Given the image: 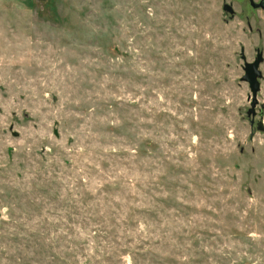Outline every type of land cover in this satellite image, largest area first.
I'll return each instance as SVG.
<instances>
[{
	"label": "rangeland",
	"instance_id": "obj_1",
	"mask_svg": "<svg viewBox=\"0 0 264 264\" xmlns=\"http://www.w3.org/2000/svg\"><path fill=\"white\" fill-rule=\"evenodd\" d=\"M253 1L0 0V264H264Z\"/></svg>",
	"mask_w": 264,
	"mask_h": 264
},
{
	"label": "water",
	"instance_id": "obj_2",
	"mask_svg": "<svg viewBox=\"0 0 264 264\" xmlns=\"http://www.w3.org/2000/svg\"><path fill=\"white\" fill-rule=\"evenodd\" d=\"M250 4L252 6H255V3L253 0H249ZM223 8L228 11L232 12V7L229 4H224ZM243 50H241V53ZM241 58L245 59L244 54H241ZM262 52L257 51L254 59L252 61H244L243 64V75L241 76V80L248 83L250 92H251V103H250V109L249 112L254 111V106L256 104V93L259 89V82L258 78L261 77V71L259 69V64L262 61Z\"/></svg>",
	"mask_w": 264,
	"mask_h": 264
}]
</instances>
